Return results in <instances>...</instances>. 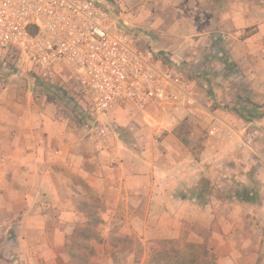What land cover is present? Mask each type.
Instances as JSON below:
<instances>
[{"label":"crops","instance_id":"obj_1","mask_svg":"<svg viewBox=\"0 0 264 264\" xmlns=\"http://www.w3.org/2000/svg\"><path fill=\"white\" fill-rule=\"evenodd\" d=\"M103 1L149 38L141 49L190 74L195 104L116 106L100 150L72 114L68 73H0V264H146L162 241L205 244L218 262L236 245L228 261L264 264V0ZM86 229L99 239L77 242Z\"/></svg>","mask_w":264,"mask_h":264},{"label":"built area","instance_id":"obj_2","mask_svg":"<svg viewBox=\"0 0 264 264\" xmlns=\"http://www.w3.org/2000/svg\"><path fill=\"white\" fill-rule=\"evenodd\" d=\"M140 39L149 40L126 30L103 0H0V51L45 81L68 73L74 88L67 101L100 150L110 141L106 117L116 106L142 112L156 101L195 104L190 74L141 49Z\"/></svg>","mask_w":264,"mask_h":264},{"label":"rangeland","instance_id":"obj_3","mask_svg":"<svg viewBox=\"0 0 264 264\" xmlns=\"http://www.w3.org/2000/svg\"><path fill=\"white\" fill-rule=\"evenodd\" d=\"M114 1H111L110 7L113 8L114 10ZM147 34L146 32H144ZM138 34V33H137ZM148 48V47H147ZM164 54L168 53L163 52ZM0 73L8 76H13L19 79H31L33 81H39V82H44V83H52L54 82V76L49 78L47 81L40 79L38 76L35 75L33 70L30 67V64H27L25 61L22 62H12V60L8 57V55L4 52L0 51ZM53 84V83H52ZM57 84H61L57 83ZM63 86V85H62ZM74 88V85H73ZM73 92V89H71ZM65 89H63V92H61V95L63 96L65 94ZM63 110H68V107L66 106V103L62 104ZM74 116V113H72ZM83 122H86L85 124H88L86 120H82ZM90 130L92 128L89 126ZM93 131V130H92ZM91 131V132H92ZM224 159L225 161V167L228 165V154H224ZM233 158V157H231ZM232 162V161H231ZM224 172L227 175V170L226 168L220 172V174ZM207 181L203 180L202 184L205 186ZM239 184V183H238ZM224 190H226V187L229 186V184L226 186L224 184ZM241 191L242 188L236 184H230V191ZM227 193H225L226 196ZM82 235V236H81ZM89 237V238H96L97 240L99 239V234L96 230L94 229H86L84 231H80V234H76L75 237L77 238V242L79 240H82V237ZM124 241L122 245H119V247L127 252L129 254L130 252H135V256L139 257L137 253H141L142 248L141 246H133L129 242H131L128 239L121 240ZM169 241H162V243L156 245V246H151L152 253L150 255L149 260H147L146 264H154L156 259H160V261L157 263L160 264L161 262L166 263V264H245L242 260L240 261H228L227 256H228V250L230 249L231 251H235L237 246H229L228 249L225 250L223 254H220L224 258L223 261H217V257L215 254L211 253L209 249H207V246L205 244L203 245H195V244H188V243H168ZM73 247L77 251H81L84 249L86 252H89V254L93 255L96 253V251L99 250L100 246H95V245H87V244H77L73 245ZM116 247V246H113ZM118 247V246H117ZM150 250V252H151ZM240 250L242 248L240 247ZM83 251V252H85ZM125 261L122 263H136L137 260H131L128 259L126 260V257L124 259Z\"/></svg>","mask_w":264,"mask_h":264},{"label":"trees","instance_id":"obj_4","mask_svg":"<svg viewBox=\"0 0 264 264\" xmlns=\"http://www.w3.org/2000/svg\"><path fill=\"white\" fill-rule=\"evenodd\" d=\"M111 3V2H110ZM243 201H249V200H251V198H250V196H248V193L246 192V190L245 189H243L242 188V190L240 191V193H239V195H238ZM157 260H158V262L160 261V259H156L154 262V264H158L157 263ZM160 264H166V263H160Z\"/></svg>","mask_w":264,"mask_h":264}]
</instances>
